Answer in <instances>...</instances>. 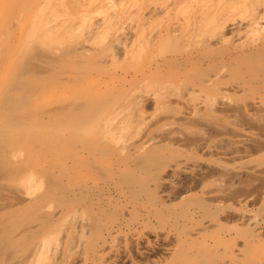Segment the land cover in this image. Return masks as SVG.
<instances>
[{
  "label": "bare ground",
  "instance_id": "bare-ground-1",
  "mask_svg": "<svg viewBox=\"0 0 264 264\" xmlns=\"http://www.w3.org/2000/svg\"><path fill=\"white\" fill-rule=\"evenodd\" d=\"M50 2L39 13L47 31L37 17L31 30L40 26V36L30 30L38 35L26 39L64 40L61 48L28 41L30 63L25 57L12 74H38L56 102L35 109L48 86L33 78L12 79L9 90L20 96L7 83L0 98L16 122L0 123V264H264V0ZM79 14L89 31L82 42L81 30L72 33ZM153 23L161 28L149 34ZM207 28L209 45H198L202 34L194 52L150 56L173 36L193 39ZM69 33L77 45L66 44ZM113 45L125 59L147 56L121 76L92 64L91 55ZM153 78L161 81L150 92L126 96ZM116 95L132 108L122 118L108 109ZM129 123L132 140L123 135L133 124L114 134Z\"/></svg>",
  "mask_w": 264,
  "mask_h": 264
},
{
  "label": "rangeland",
  "instance_id": "rangeland-1",
  "mask_svg": "<svg viewBox=\"0 0 264 264\" xmlns=\"http://www.w3.org/2000/svg\"><path fill=\"white\" fill-rule=\"evenodd\" d=\"M48 1H49V4H48ZM0 0V51H2V50H4V52L3 53H1L0 52V67H1V69H5V70H3V72H2V70H0V72H1V74H0V98H2V97H4L6 94L5 93H7V92H9V91H11V90H9L10 88V85L13 83L12 82V79H13V81H16V80H22L23 82H24V80H25V78H28V79H32L33 78V80L35 79V81L37 82L36 84V86L38 87V81L42 84H39L40 86H41V89L44 87L45 88V86H44V84L46 85V87H47V90L46 91H48L49 93L51 92V90H52V85H50V84H48V83H44V81H43V79H41L40 80V77L41 76H35L34 74H32V75H34V76H32V75H30V76H32V77H28V75H27V77L25 76V78H23V76H22V79H21V77L20 76H17V75H19V73H21V71H23L24 70V67H25V65H26V63L27 64H29L30 63V61H28L29 59V56H28V58L26 57L28 54H26L27 52L29 53H31V48H34L35 46H40L41 47V45L43 46L44 44H46V43H48V42H51L50 44L51 45H53L52 47H54L55 49L56 48H61L60 47V45L62 44V42L64 41H62L61 43H60V45L58 46V45H56V41H55V46H54V44H52V40H47V41H45L43 44L41 43V45L39 44V45H36V44H33L34 42L35 43H37L36 41H34V40H36L39 36H40V33H39V31H40V28H42L41 30L44 32V31H47L46 30V28H47V24L46 23H44V21H43V19H41V16L43 17L44 15H39V13H40V11L42 10V9H44V8H46L47 6H46V4L48 5V7L47 8H49L50 6H52V5H50L51 4V2H50V0ZM16 2V3H15ZM18 2V3H17ZM55 2V1H54ZM53 2V0H52V3H54ZM13 3V4H12ZM15 4V5H14ZM18 4V5H17ZM17 5V6H16ZM50 5V6H49ZM73 8H74V11L75 10H78V8L76 7V3H73ZM10 6V7H9ZM14 6H16V7H14ZM76 7V8H75ZM12 8H15V9H17V10H13L14 11V13L13 12H10L11 10L10 9H12ZM52 9V8H51ZM50 9V10H51ZM49 10V11H50ZM62 10V12H63V9H61ZM60 10V11H61ZM17 11V12H16ZM47 11V10H46ZM43 12V11H42ZM45 12V11H44ZM48 12V11H47ZM52 13L54 12L53 10L51 11ZM51 13V14H52ZM8 14H11V15H8ZM15 16H14V15ZM50 14V12H49V15L48 14H45L46 16H47V18H50V17H48V16H50L51 15ZM56 14V13H55ZM55 14H53V15H55ZM14 18H13V17ZM45 16V17H46ZM52 16V15H51ZM37 17H38V20L36 21L35 20V18L37 19ZM40 17V18H39ZM53 17V16H52ZM55 18H56V15L54 16ZM78 17V18H77ZM76 18H77V20L78 19H80L81 21L83 20L82 18H85L84 16L82 17L81 16V14H79V16H77ZM5 18V19H4ZM6 18H8V19H6ZM47 18H45L44 20L46 21V19ZM76 18H75V21H76ZM13 19V20H12ZM41 19V20H40ZM5 20V21H4ZM27 20V21H26ZM34 20H35V22L37 23V25L38 24H42L41 26H43V25H45V30H43V27H40V26H37V25H35V29H39L37 32L39 33V35L37 34V32H36V34L38 35V37L36 38V39H34V38H32V41H33V43L30 41V39H26V36L29 38V37H31L30 36V34L31 35H33V33H35V29H34V32L32 31L33 29V26H32V24L33 23H35L34 22ZM51 20H52V18L50 19V20H48L47 19V21H49L50 23H52L51 22ZM86 20V19H85ZM4 21V22H3ZM11 21H13V22H11ZM15 21H17V23H14ZM39 21H43L42 23L40 22V23H38ZM46 21V22H47ZM52 21H54V19L52 20ZM73 21V20H72ZM3 22V23H2ZM49 22H47V23H49ZM74 22V21H73ZM77 22V21H76ZM75 22V24H74V26L77 24ZM83 22L84 21H82L81 23H79L81 26L83 25ZM5 23V24H4ZM10 25H9V24ZM28 23V24H27ZM35 23V24H36ZM44 23V24H43ZM3 24H4V26L5 25H7V26H5V28H4V26H3ZM13 24V26H11ZM78 24V25H79ZM24 25H27L26 27L24 26ZM49 26V25H48ZM81 26H75L76 28H75V31H71L72 33H76V32H78L79 33V31H80V33L78 34V33H76L75 35H77L78 34V36H77V39H76V37H74V38H72V36H73V34L72 33H69V34H71V39H67V38H69V37H67L66 38V36H65V38L68 40H66L65 42H66V44L67 45H69V42H71V40L72 39H76V41H78V39L80 40V38H81V40H82V38L84 37V38H87L88 36L86 35L89 31H87L86 32V30L85 31H83L85 28H87V24H86V26H84V29H83V26H82V29L80 28ZM1 27H3L4 28V31H3V28L1 29ZM8 27H10V28H8ZM32 27V28H31ZM38 27H40V28H38ZM158 28H161V27H158V24L157 23H153L152 25H151V27L149 28V34H151V32H154V31H156V29H158ZM16 29V30H15ZM22 29H24L23 31H22ZM32 29V30H31ZM79 29V30H78ZM8 30H10V31H8ZM19 30H21L20 31V33H18V31ZM33 32V33H31V31ZM2 31L4 32L3 34H2ZM24 31H25V33H24ZM41 31V32H42ZM203 31H204V33H203ZM201 33H199V34H197L198 35V38H197V40H195V37H197V35L195 36V37H193V39H191L190 37H187V38H185L184 36H177L178 38H174L175 36H173V37H171V38H169L165 43H163L160 47H157V48H155V49H152L151 50V55L150 56H154V57H159L160 55H165L166 53H168V52H172V51H185V52H194L196 49H198L199 47H197L199 44H201V43H203V42H205V44L206 45H209V40L211 39V38H213V36H214V31L212 30V29H210V28H207L206 30H203ZM28 32V33H27ZM30 32V33H29ZM50 32V31H49ZM49 32H47L48 34H50ZM81 32H82V35H80L81 34ZM83 32H86L85 34H83ZM185 32V34H187L188 35V31H184ZM51 33H53V32H51ZM17 34V35H16ZM24 34V35H23ZM44 33H42V35H41V37L43 38V36L45 35V36H47V38H48V35H46V34H44ZM53 34H55V33H53ZM203 34V37L201 38V35ZM8 35V36H7ZM35 35V34H34ZM33 35V36H34ZM37 35H35V36H37ZM74 35V36H75ZM83 35H85V36H83ZM211 35V36H210ZM2 36H3V38H2ZM51 36H53V35H51ZM54 36H56V34L54 35ZM82 36V37H81ZM199 36H200V41H199V43H198V45H194V43L196 42V41H198V39H199ZM6 37H7V40H6ZM79 37V38H78ZM2 38V39H1ZM15 39L16 38V40H13V39ZM19 38V39H18ZM46 38V37H45ZM46 38V39H47ZM57 37H55V39H56ZM83 38V39H84ZM188 38H190L191 39V41H192V43H191V41L189 42V40H187ZM34 39V40H33ZM41 39V38H40ZM48 39H51V37L50 38H48ZM52 39H54L53 37H52ZM235 40H232V43H231V46H230V48H233L234 46H236V45H240L241 44V42L242 41H244L245 40V37L244 36H242L240 39H238V38H234ZM3 40V41H2ZM11 40V41H10ZM38 40H39V38H38ZM37 40V41H38ZM44 40V39H43ZM42 40V41H43ZM70 40V41H69ZM79 41V42H82V41ZM10 41V42H9ZM16 43H15V42ZM29 41V44L31 45H34V47L32 46L31 48H30V50L28 51H26V49L28 48V44H26L27 42ZM40 42H41V40H39ZM38 41V43H40ZM75 40H74V42L76 43V45L79 43H77ZM9 42V43H8ZM54 42V41H53ZM73 41L71 42V45H72V43H74ZM194 42V43H193ZM2 43V44H1ZM11 43H12V45H11ZM235 43V44H234ZM15 44V45H14ZM49 44V43H48ZM57 44H59V43H57ZM196 44V43H195ZM73 45H75V44H73ZM12 46V47H11ZM25 46V47H24ZM65 44L63 43V47L65 48ZM227 46H228V44H227ZM226 45H224L223 47H221V48H219V47H212L210 50H207L208 51V54L209 55H219V53L221 54L222 52H220V50L221 51H224L223 49H225V47H227ZM10 47H11V50H10ZM16 49H14V48ZM39 47V48H40ZM45 47V45L43 46V47H41V49L43 48V50L45 49L46 50V47ZM3 48V49H2ZM23 48H24V50H23ZM48 48V47H47ZM54 48H53V50H54ZM109 47H106V48H104V49H108ZM177 48V49H176ZM215 48V49H214ZM7 49V50H6ZM49 49L50 50H52L50 47H49ZM49 49H47V51H49ZM63 49V48H62ZM112 51H111V50ZM215 51H214V50ZM10 50V51H9ZM108 50H110V51H108ZM108 50H104V52L103 51H101L100 53H98V55H91V57L93 58V59H91V62H92V64L93 65H99V66H102V67H105V68H107L108 70L110 69V71H114V72H118V76L120 75H122L123 74V72L124 71H126V70H129V71H132V69H133V67H135L136 66V64H137V62H135L137 59H139V57H141L142 56V58L143 57H145V56H147V55H139V53H138V55H136V58H135V56L133 55H131L130 57L131 58H135L134 59V61H132V59L129 57V58H127V59H125L124 58V56H122V55H120L121 53L119 52V50L117 49V47H116V45H113L111 48H109ZM15 51V52H14ZM19 51H21V52H23V53H21V52H19ZM24 51H26L25 53H24ZM212 51H214V53L212 52ZM216 51H217V53H216ZM8 54L9 52L11 53V55L9 56V58H8V55L6 54V53ZM212 52V53H211ZM5 53V54H4ZM9 53V54H10ZM21 53V54H20ZM48 53V52H47ZM103 53V54H102ZM140 53H142V52H140ZM216 53V54H215ZM4 54L5 56L4 57H1L2 55ZM13 54H15V55H13ZM26 54V56H24ZM143 54V53H142ZM7 55V56H6ZM19 55H21V56H19ZM205 55H207V54H205ZM19 58H18V57ZM22 56H24L23 58L24 59H22ZM31 56V55H30ZM47 56V55H46ZM52 56V55H51ZM50 56V57H51ZM138 56V57H137ZM7 58V60H9V63H8V61H6L5 59ZM11 57V58H10ZM27 58V62H25L24 60H26V58ZM49 57V56H48ZM90 57V58H91ZM81 59V60H83L82 58L83 57H80V56H78L77 58H76V61L78 60V59ZM14 59V60H13ZM17 59V60H16ZM22 59V60H21ZM21 60V63L19 62ZM75 60V59H74ZM78 61H80V60H78ZM5 62H7L6 64H5ZM25 62V63H24ZM134 62H135V65H134ZM5 64V66H4V64ZM16 63H17V65H16ZM87 63H88V61H87ZM12 64H14V65H12ZM23 65V64H25V65H23V66H20V65ZM131 64H133V65H131ZM9 66L8 68L6 67V66ZM15 66V67H14ZM125 66L127 67V68H125ZM129 66H130V68H129ZM7 68V71H6V68ZM124 68V69H123ZM4 71H6V72H4ZM19 72V73H18ZM12 73H16L17 75H15V74H12ZM5 74V75H4ZM10 74V75H9ZM1 75H3V76H1ZM15 76V77H12V76ZM20 77V78H19ZM6 78H7V80H6ZM18 78V79H17ZM10 79V80H9ZM28 79H26V81L28 80ZM38 79V80H37ZM156 79L157 78H153V79H149V81H147V82H149V83H147L146 81V83L145 82H140V83H136V84H133L132 86H128L127 88H126V90L128 91V92H126L125 91V94H126V96H130V97H132L133 98V96H135V95H139V94H143V92H145L148 88H150V90H148L149 92L153 89V88H155L157 85H158V83L161 81L160 79H157L158 81H156ZM29 81H31V80H29ZM5 82V83H4ZM10 82H12V83H10ZM158 82V83H157ZM163 82V81H162ZM8 83V85H9V83H10V85L8 86V85H5V84H7ZM155 83V84H154ZM50 85V86H49ZM168 86L166 87L167 89H169L170 91H171V89L170 88H172L173 86L172 85H169V84H167ZM5 86H8V87H6V91H5ZM43 86V87H42ZM4 87V88H3ZM13 87V86H12ZM2 88V89H1ZM8 88V89H7ZM39 88V87H38ZM51 88V89H50ZM175 88V87H174ZM40 89V88H39ZM173 89V88H172ZM175 89H173V91H174ZM5 91V92H4ZM15 91V90H14ZM43 91H44V89H43ZM42 91V92H43ZM46 91H45V93L43 92L42 94L45 96H43V95H41L40 97L41 98H39V99H37L38 97H39V95L38 96H36L37 98H35L36 100H37V102H31L32 103V105L35 107V109H39V108H37V107H39L40 105L41 106H43L42 104H44V106L43 107H40L41 108V111H43L42 110V108H46L47 106V108L45 109V110H48V109H50L49 107H51V105H48V103L49 104H51L50 103V101L52 102V106L54 105L53 103H55L56 102V97H54V96H56V94H54V93H52V92H54L53 90H52V94L50 93V94H48V92L46 93ZM1 92H4V94H3V96H2V93ZM172 92V91H171ZM17 94V95H14V96H20V95H18V94H20L21 92H17V91H15V93L13 92V89H12V91H11V94ZM146 93H147V91H146ZM10 93L8 94V95H11ZM12 94V95H13ZM49 96H48V95ZM21 95H23V94H21ZM7 96V95H6ZM42 97H44V99L42 98ZM53 97V98H52ZM118 99H117V98ZM116 97L114 98V99H112L111 101V103H109L108 104V109H109V111L110 112H113V113H118L117 115H115V116H117L118 118L119 117H121L122 118V116L124 115V116H127V114H129V113H127V112H130V111H132V108L129 106V105H127V104H125L124 105V103L122 102V99H120V97L121 96H119L118 97V95H116ZM47 98H49L48 99V101H47ZM53 99H55V100H53ZM131 99V98H130ZM36 100H34V101H36ZM39 100V101H38ZM41 100V101H40ZM43 100H46V101H43ZM44 102V103H43ZM3 103V102H2ZM35 103V104H34ZM122 103V104H121ZM0 104H1V102H0ZM47 104V105H46ZM129 104V103H128ZM2 105V104H1ZM46 105V106H45ZM119 105V106H118ZM124 105V106H123ZM33 106H31V108L33 107ZM122 106V107H121ZM126 106H128L127 108H128V110H127V108H126ZM124 107V109H122ZM121 108V109H120ZM126 108V109H125ZM130 108V109H129ZM3 109H5V108H2V110H0L1 112H0V116H1V118H5V120H3L2 119V121H1V119H0V123H6L7 122V124L8 123H10V122H12L11 124L12 125H15V121L13 122V117L14 116H12L10 113H9V111L7 110V112H6V110H4L3 111ZM122 110V111H121ZM123 110H126L125 111V114H124V111ZM144 110H145V112L147 113V115H149V114H152V109L149 107V105H145V107H144ZM3 111V112H2ZM30 111V110H29ZM2 114H4V116H2ZM11 116H10V115ZM5 115H6V117H5ZM9 117H8V116ZM8 117V118H7ZM45 117V120H47V116L45 115L44 116ZM43 117V118H44ZM6 119H12L11 121L9 120V121H7ZM44 120V121H45ZM48 122V121H47ZM14 123V124H13ZM10 124V125H11ZM133 124V123H132ZM131 123H129L128 125H124L123 127H121V129H123L122 131L120 130V131H116L114 134H116V136L118 135V137H122V135H123V131H127L128 129H126V126H131L132 125ZM150 126H152V125H149L148 126V129H149V127ZM163 125H161V126H157V128H156V130H159V127H162ZM128 128V127H127ZM135 128V129H134ZM47 129V128H46ZM154 129V128H153ZM40 130H42V128L40 129ZM130 130H135L136 131V125L135 124H133V126H132V129H130V127H129V130L127 131V132H129ZM156 130H154V132H156ZM42 131H44V130H42ZM130 132L129 134L127 133H124L125 135H123L124 137H126V138H128V136H130V135H132V136H130V140H132V137H135V136H133V134L135 133V135L137 134L136 132ZM208 131H204V132H202L205 136H208V134L209 133H207ZM132 133V134H131ZM120 134H122V135H120ZM144 133H142L140 136H142ZM120 135V136H119ZM127 135V136H126ZM137 136V135H136ZM139 137V136H138ZM135 139V138H134ZM129 140V139H128ZM223 144L221 143L220 144V146H222ZM225 145V144H224ZM223 145V146H224ZM222 146V147H223ZM224 148H225V146H224ZM200 148H198L197 149V152H199L198 153V155L201 153L200 151H202V150H200V151H198ZM195 152H196V150H195ZM205 153V154H204ZM209 152H208V150L206 151V150H203V153H201L199 156L200 157H202L205 161L207 160V162H211L212 160V163H214L215 161H216V159L217 158H215V155H211L210 153L208 154ZM206 154L207 155H209L210 156V158H208L209 156H206ZM205 155V156H204ZM205 157V158H204ZM207 157V158H206ZM210 160V161H209ZM179 201H175L174 202V204L175 203H178Z\"/></svg>",
  "mask_w": 264,
  "mask_h": 264
}]
</instances>
